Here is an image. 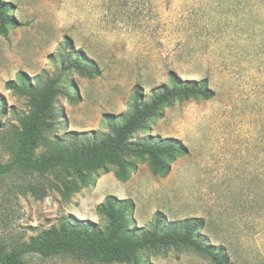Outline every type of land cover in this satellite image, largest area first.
Instances as JSON below:
<instances>
[{
  "label": "rangeland",
  "instance_id": "1",
  "mask_svg": "<svg viewBox=\"0 0 264 264\" xmlns=\"http://www.w3.org/2000/svg\"><path fill=\"white\" fill-rule=\"evenodd\" d=\"M2 2L11 6L16 24L0 35V162L11 159L17 116L29 109L27 99L5 83L19 72L30 81L51 78L65 56L81 55L100 70L91 78L76 70L65 73L71 96L56 98L59 123L53 133L65 143L75 134L107 133L108 120L119 122L131 110L136 90L148 101L170 74L206 79L214 96L174 101L134 134L136 140L171 138L187 147L165 177L152 174L147 158L138 159L127 181L108 167L69 198L50 186L51 175L18 172L2 179L0 242L24 243L63 221L90 220L103 227L95 208L114 195L133 200L128 224L137 232L150 228L157 211L167 221L203 219L199 231L225 248L229 264H264V0ZM31 185L43 187V196ZM27 260L86 264L70 255L33 254ZM143 260L210 264L186 248L165 255L148 249Z\"/></svg>",
  "mask_w": 264,
  "mask_h": 264
},
{
  "label": "trees",
  "instance_id": "2",
  "mask_svg": "<svg viewBox=\"0 0 264 264\" xmlns=\"http://www.w3.org/2000/svg\"><path fill=\"white\" fill-rule=\"evenodd\" d=\"M10 10L11 6L0 0V35H6L8 27L16 24ZM70 70L89 78L100 75L91 61L76 55L63 57L59 72L42 82L30 81L19 72L17 79L5 83L8 90L27 99L29 109L17 116L16 148L9 161L0 162V181L18 172L44 179L51 175L54 181L50 186L69 198L93 184L99 171L107 173L108 167L114 168L119 181H127L137 167L136 160L144 158L152 174L165 177L171 164L188 153L187 147L171 138L136 140L134 134L151 119L160 117L163 108L174 101L214 96L206 79L181 80L170 74L169 82L153 90L148 101H143L136 90L131 110L119 122L108 120L107 133L91 138L75 134L72 141L65 143L53 135L59 123L54 104L58 96L70 94L71 85L65 75ZM30 189L40 197L44 194L40 185H31ZM133 210L132 199L106 195L95 208L106 222L103 227L90 220L77 224L63 221L60 226L30 236L27 242L10 247L0 242V264H29L27 256L33 254L42 258L70 255L86 264H145L143 253L148 249L165 255L168 249L178 248L189 249L210 264H229L225 248L212 244L199 231L203 219L167 221L157 211L150 228L137 232L128 224Z\"/></svg>",
  "mask_w": 264,
  "mask_h": 264
}]
</instances>
